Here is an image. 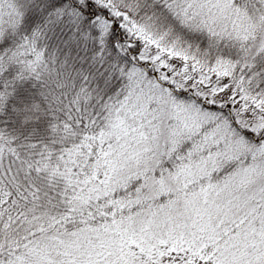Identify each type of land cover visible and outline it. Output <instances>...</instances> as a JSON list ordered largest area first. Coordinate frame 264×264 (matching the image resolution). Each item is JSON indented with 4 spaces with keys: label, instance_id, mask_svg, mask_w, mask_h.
Instances as JSON below:
<instances>
[{
    "label": "snow or ice",
    "instance_id": "snow-or-ice-1",
    "mask_svg": "<svg viewBox=\"0 0 264 264\" xmlns=\"http://www.w3.org/2000/svg\"><path fill=\"white\" fill-rule=\"evenodd\" d=\"M0 264H264V0H0Z\"/></svg>",
    "mask_w": 264,
    "mask_h": 264
}]
</instances>
